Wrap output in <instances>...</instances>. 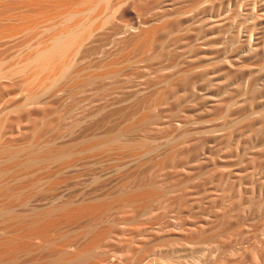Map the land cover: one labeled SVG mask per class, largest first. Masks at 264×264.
Returning <instances> with one entry per match:
<instances>
[{
	"label": "rangeland",
	"instance_id": "374dc122",
	"mask_svg": "<svg viewBox=\"0 0 264 264\" xmlns=\"http://www.w3.org/2000/svg\"><path fill=\"white\" fill-rule=\"evenodd\" d=\"M139 1L111 3L73 55L76 63L70 58L73 71L121 61L115 75L85 86L56 81L58 87L38 93V104L48 102L43 109L26 105L20 76L0 82L8 140L80 150L37 172L43 180L9 208L29 215L110 203L103 213L57 223L66 240L73 237V250L34 241L41 251L18 253L16 263L79 255L84 264H264V37L249 32L264 8L257 0ZM18 10L9 12L10 25L24 16ZM65 11H49L32 28L0 38L3 73L60 28ZM150 28L157 29L152 44L129 50ZM42 112L49 117L39 119ZM128 124L135 128L125 131ZM105 138L142 145L82 150ZM147 187L157 193L152 199L114 202ZM86 225L91 231L80 235ZM98 234L105 236L92 246Z\"/></svg>",
	"mask_w": 264,
	"mask_h": 264
},
{
	"label": "bare ground",
	"instance_id": "6f19581e",
	"mask_svg": "<svg viewBox=\"0 0 264 264\" xmlns=\"http://www.w3.org/2000/svg\"><path fill=\"white\" fill-rule=\"evenodd\" d=\"M137 1L140 3L142 2L139 0H0V24L2 22L4 23H2V29H0L1 39L2 37H9L13 35L18 29L25 30V28H32V25L37 22V20H33L37 19L38 17L40 18L41 16L43 17V15L47 14L49 11L58 13L61 10L66 9L65 12L60 14V17L64 19V24H62L60 28L52 31L51 34H49L40 45L36 46V48L30 54L22 58L17 63H12L13 65L11 64L12 66L7 69L8 72L6 70L3 73L7 67L4 70L0 69V82L12 80L13 77L20 76L21 82L23 83V86L26 90L25 92L27 93L26 105H34L33 108L39 107V109H43L47 107L46 104L48 102L45 103V106H42L44 104H38L41 102V100H39L40 97L37 98L38 93H45L48 90H51L54 84L57 86V83H55L56 81H64L67 86H85L88 85L94 78H99L103 75H115L118 66H121L122 64L121 61L110 60V62L103 64L102 67H93L94 69L91 70L80 68L79 70L75 69V71H73L71 70L72 68L70 64V58H74V62L76 63L75 59L77 58L73 57V55H77L79 49L82 48L81 46L83 45L84 47L85 42L87 43V41L93 37V34L98 27L96 21L99 15L103 14L105 11H108L113 2L116 5H124V3H131L132 5V3ZM221 1L223 2V0ZM257 1L264 8V0ZM127 5L128 4H126V6ZM189 5H193V3ZM13 9L21 10L19 13H23L22 15H24L22 16L19 14L20 17L22 16V18L19 17L20 21L17 22L19 19H16V22L12 23L15 25L16 23H19V25L17 24L16 26L10 25L11 23H8V21L12 19V16H8V14ZM95 9H99V11L95 12ZM261 11V13H259V15H257L252 21L253 23L251 25V29L249 30L251 33L250 37L252 36V38L253 36L264 37V26L257 27L259 22H264V9ZM92 13L93 15H91ZM106 13L107 12H105V14ZM87 14H89L88 17L84 18ZM116 14H119V12H116ZM174 15L175 14L170 15V18ZM252 16L254 15L252 14ZM108 17L109 16L106 17L107 22L109 19ZM22 19L24 22L27 20V23H23V21H21ZM5 22L8 24L6 25ZM156 31V28H150L147 32L140 34L134 40L133 45L131 48H129V50H143L144 48L150 46L153 42ZM17 32H19V30ZM83 49L84 48H82V50ZM79 53L81 54V52ZM1 63L2 61H0V64ZM100 68L101 71L105 68V72L99 71ZM55 86L53 89L54 91L58 87L57 86L55 88ZM41 95L43 96V94H40V96ZM37 99L39 101H37ZM38 117L41 120H45L49 117V114L42 112L40 115H38ZM142 121V118H139L137 123H141ZM5 122L6 120L0 122V235H4L1 237L3 239L0 240V264H18L16 263V255L18 253H33L40 249V245L35 244L34 241H39L42 245H53L54 243H58L60 246L66 249L73 247V237L66 240L62 231L57 229V223L66 222L67 220L79 215H88L92 213L98 214L99 212L103 213L108 210L110 203H94V201L92 202L94 204L87 206L77 205L70 208L67 205H62L60 207L56 206V209H48L49 207H47L43 210L41 209L40 211L36 210L29 215L13 212L9 206L17 201L25 190H34L43 180L37 177L34 178L37 172L47 168L52 162L58 161L61 163H67L73 155L80 153V150L76 153H72L70 149L62 146L46 148L41 146L40 148L33 146V144L31 145L27 140H8L6 137V130L4 128L6 126ZM123 128L125 131H132L135 128V124H128ZM108 138L103 139L101 142L91 141L88 143V145L82 148V150L95 152L99 147L105 148L106 146L108 147L112 145L117 150L125 151L134 150L141 147L142 145L140 142L139 144L137 142L134 143V141L133 143H122L120 142V139L119 141L114 138ZM33 142L34 141H32V143ZM77 148L78 147H76V149ZM156 194L157 193H155L151 187H147L141 192L134 191L125 196H114V202L117 203L119 201H124L129 205H133L143 203L149 198L152 199V197H154ZM91 229L92 226L86 225L81 229L80 235L88 234ZM103 236L105 235H96L91 240L90 244L95 246L101 241ZM88 248L92 247L89 246ZM88 248L82 249V253H86ZM71 249L73 250V248ZM81 258L79 255H59L54 258L55 260L46 264H84L85 260L83 261ZM100 263L97 261L95 264ZM30 264H41V262L37 263L36 261H32Z\"/></svg>",
	"mask_w": 264,
	"mask_h": 264
}]
</instances>
